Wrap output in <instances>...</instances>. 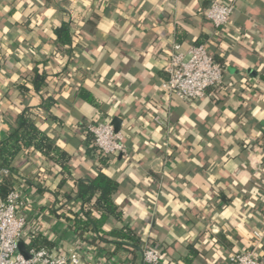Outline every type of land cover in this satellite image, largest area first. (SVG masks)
<instances>
[{
	"label": "crops",
	"instance_id": "obj_1",
	"mask_svg": "<svg viewBox=\"0 0 264 264\" xmlns=\"http://www.w3.org/2000/svg\"><path fill=\"white\" fill-rule=\"evenodd\" d=\"M212 1L0 0V142L20 110L41 106L40 96H25L17 85L39 64L58 76L45 89L57 100L58 123L42 128L71 155V176L60 189L58 166L36 155L17 158L28 248L35 235L54 256L81 249L86 264L134 263L113 244L81 243L53 213L76 191V179L101 170L121 184L115 201L124 212L107 227L134 230L172 264H185L189 244L199 252L192 264H228L245 251L264 259V0H223L235 6L223 29L206 18ZM63 11L74 19L75 41L71 52L57 53L52 33L67 18ZM175 44L183 51L205 45L224 66L223 84L194 101L162 94ZM114 119L128 156L102 164L86 152L83 125ZM70 208L80 212L78 202Z\"/></svg>",
	"mask_w": 264,
	"mask_h": 264
},
{
	"label": "trees",
	"instance_id": "obj_2",
	"mask_svg": "<svg viewBox=\"0 0 264 264\" xmlns=\"http://www.w3.org/2000/svg\"><path fill=\"white\" fill-rule=\"evenodd\" d=\"M63 12L67 18L52 33V42L57 53L59 49L64 47H69L71 52L75 41L72 29L74 19L66 11ZM1 69L0 53V72ZM54 78L57 79L58 76H49L38 64L34 68L32 75L25 79V82L17 84L20 93L27 96L30 91H33L41 97L42 104L37 109L25 108L20 110L9 136L0 142V197L3 199L14 189L15 183L22 182L17 166V158L21 153L26 154L28 157L36 155L58 166L63 176L59 189L66 183L67 176H71L69 166L71 161L70 153L58 145L50 134L42 128L48 120L58 123V119L53 113L57 100L54 95L49 94L45 90L49 86L50 79ZM81 97L89 104H95L98 107V103L88 91H83ZM103 122L109 123L107 121ZM83 126L86 132L87 154L104 164L108 156H103L99 151L95 144L94 136L88 131V124ZM5 171L7 175L3 174ZM74 184L76 191L65 194L66 202L59 209H54L53 213L71 223L72 229L79 237L81 243L97 246L113 244L117 251H125L131 254L134 259L133 264H151L147 262L138 263L136 261L142 250H151L159 254L163 260L157 264H172L167 258V252L160 253L154 245L144 242L142 237L138 236L134 230L127 227L121 230L107 227L111 219L121 221L124 218V212L117 206L115 201V196L121 186L117 180L100 170L93 177L76 179ZM36 188L40 192H46V189L40 187V185H36ZM77 202L80 205L79 213L70 208V205ZM47 246V241L34 239L29 245V249H42ZM198 254L199 252L195 245L189 244L188 255L181 257L180 261H184L185 264H192Z\"/></svg>",
	"mask_w": 264,
	"mask_h": 264
},
{
	"label": "built area",
	"instance_id": "obj_3",
	"mask_svg": "<svg viewBox=\"0 0 264 264\" xmlns=\"http://www.w3.org/2000/svg\"><path fill=\"white\" fill-rule=\"evenodd\" d=\"M235 6L223 0H213L206 11V18L218 29L228 26ZM167 78L160 86L162 94L169 99L180 101L199 100L224 81V66L216 61L205 45L191 47L183 51L181 45L175 44L165 69ZM88 131L94 136L95 144L103 156H128L124 137L116 132L111 123L96 122L88 124ZM7 175V172H3ZM27 208L24 206L21 192L14 189L6 196L0 197V264H86L85 252L72 249L65 255L54 256L46 249H29L24 242L28 232ZM254 238L261 241L263 235L255 231ZM35 239V235L31 240ZM24 242L30 258L26 259L18 251ZM144 262L157 264L161 257L154 251L143 253ZM228 264H264V259L254 251L234 254Z\"/></svg>",
	"mask_w": 264,
	"mask_h": 264
},
{
	"label": "water",
	"instance_id": "obj_4",
	"mask_svg": "<svg viewBox=\"0 0 264 264\" xmlns=\"http://www.w3.org/2000/svg\"><path fill=\"white\" fill-rule=\"evenodd\" d=\"M112 125L115 127L116 132H120L121 121L119 119H114L112 122ZM18 251L20 252L21 255L24 256V258H26V259L30 258V255L26 250V245L24 242H21L19 244ZM143 263H144V260H143Z\"/></svg>",
	"mask_w": 264,
	"mask_h": 264
}]
</instances>
